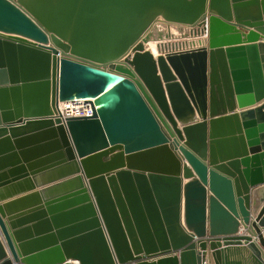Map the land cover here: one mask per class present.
<instances>
[{
	"label": "water",
	"instance_id": "water-1",
	"mask_svg": "<svg viewBox=\"0 0 264 264\" xmlns=\"http://www.w3.org/2000/svg\"><path fill=\"white\" fill-rule=\"evenodd\" d=\"M208 257L264 264V0H0V264Z\"/></svg>",
	"mask_w": 264,
	"mask_h": 264
},
{
	"label": "built area",
	"instance_id": "built-area-1",
	"mask_svg": "<svg viewBox=\"0 0 264 264\" xmlns=\"http://www.w3.org/2000/svg\"><path fill=\"white\" fill-rule=\"evenodd\" d=\"M208 39L209 22L208 19H205L196 25L166 24L163 35L157 37L155 40H151L155 44L156 53L149 48L150 42L146 46L155 56H158L161 54L165 55L169 52L185 51L206 46ZM92 114L93 104L90 100H75L60 102L55 115L65 122L70 117L91 116ZM71 263L78 264L77 261H72Z\"/></svg>",
	"mask_w": 264,
	"mask_h": 264
},
{
	"label": "bare ground",
	"instance_id": "bare-ground-1",
	"mask_svg": "<svg viewBox=\"0 0 264 264\" xmlns=\"http://www.w3.org/2000/svg\"><path fill=\"white\" fill-rule=\"evenodd\" d=\"M166 24L167 25H171V24H168L164 19H162L161 17L160 18H158V20L151 26V28L149 29V31H155V30H159L160 28L159 27H166ZM156 26V27H155ZM159 26V27H158ZM159 28V29H158ZM151 40H155V39H150V49H152V51L154 52V53H156V48H155V46H153L154 45V42L152 41L151 42ZM211 260H209L208 262H207V264H213V263H211L210 262Z\"/></svg>",
	"mask_w": 264,
	"mask_h": 264
},
{
	"label": "rangeland",
	"instance_id": "rangeland-1",
	"mask_svg": "<svg viewBox=\"0 0 264 264\" xmlns=\"http://www.w3.org/2000/svg\"><path fill=\"white\" fill-rule=\"evenodd\" d=\"M160 29L158 30V32L160 31V32H164L165 31V28L164 27H159ZM153 46H155V44L153 45ZM208 259L209 260H211L209 257H208ZM211 262V261H210ZM212 263V262H211Z\"/></svg>",
	"mask_w": 264,
	"mask_h": 264
},
{
	"label": "crops",
	"instance_id": "crops-1",
	"mask_svg": "<svg viewBox=\"0 0 264 264\" xmlns=\"http://www.w3.org/2000/svg\"><path fill=\"white\" fill-rule=\"evenodd\" d=\"M168 23V22H167Z\"/></svg>",
	"mask_w": 264,
	"mask_h": 264
}]
</instances>
